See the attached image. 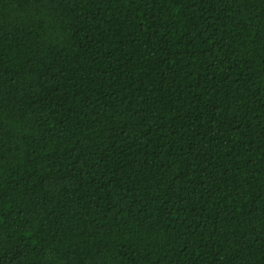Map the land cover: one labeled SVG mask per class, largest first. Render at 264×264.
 Returning <instances> with one entry per match:
<instances>
[{
    "label": "trees",
    "instance_id": "1",
    "mask_svg": "<svg viewBox=\"0 0 264 264\" xmlns=\"http://www.w3.org/2000/svg\"><path fill=\"white\" fill-rule=\"evenodd\" d=\"M0 264H264V0H0Z\"/></svg>",
    "mask_w": 264,
    "mask_h": 264
}]
</instances>
